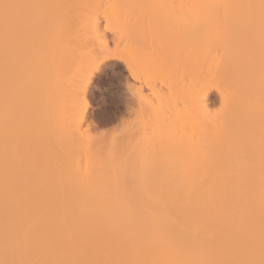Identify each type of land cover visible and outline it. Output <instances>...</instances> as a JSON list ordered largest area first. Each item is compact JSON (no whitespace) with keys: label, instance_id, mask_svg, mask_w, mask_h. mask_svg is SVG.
Listing matches in <instances>:
<instances>
[{"label":"bare ground","instance_id":"1","mask_svg":"<svg viewBox=\"0 0 264 264\" xmlns=\"http://www.w3.org/2000/svg\"><path fill=\"white\" fill-rule=\"evenodd\" d=\"M172 14L196 33L188 102L192 131L177 133L180 143L190 138L178 154L183 160L189 145L193 166L164 192L145 189V172L157 171L149 161L166 153L165 141L178 128L184 130L176 127L172 109L175 115L183 110L169 105L176 68L164 51L165 34L178 25L163 29L172 26ZM150 25L159 31L153 35ZM109 33L124 55L111 53L132 78L140 76L132 69L134 60L147 53L150 64L159 61L161 73L172 78L158 77L170 91L151 88L156 104L151 101L150 115L157 127L145 133L143 124V132L135 131L144 144L129 130L137 142L127 138L128 148L125 138L124 150L117 148L125 147L120 140L99 142L108 147L102 153L103 146L82 127L85 91L107 63L98 50L110 45ZM212 89L221 105L213 112ZM121 157L128 159L126 167ZM102 164L134 169L132 190L122 188L116 176L110 189L98 188L92 170ZM70 171L86 174L80 179L84 188L71 187L76 178L66 183ZM0 264H264V0H0Z\"/></svg>","mask_w":264,"mask_h":264},{"label":"rangeland","instance_id":"2","mask_svg":"<svg viewBox=\"0 0 264 264\" xmlns=\"http://www.w3.org/2000/svg\"><path fill=\"white\" fill-rule=\"evenodd\" d=\"M134 1V0H133ZM139 1V0H138ZM150 1V0H149ZM141 2H142V0H141ZM153 1H151V3H152ZM135 3V2H134ZM133 3V4H134ZM146 3V2H145ZM147 3H150V2H148L147 1ZM145 4V5H148V4ZM155 3H156V1H154V5H155ZM158 3V2H157ZM141 5H142V3H140ZM144 4V3H143ZM141 5H139V7H141ZM158 5V4H157ZM137 6V5H136ZM143 6V5H142ZM153 6V5H152ZM160 6V4L158 5V7ZM144 7V6H143ZM143 7H141V8H143ZM149 7V6H148ZM153 7H155V6H153ZM157 7V8H158ZM147 8V7H146ZM149 9V8H148ZM145 10V9H144ZM147 11V10H146ZM156 11V10H155ZM158 11V10H157ZM160 11V10H159ZM158 11V12H159ZM141 12V11H140ZM143 13H144V11H142ZM150 12V11H149ZM152 12H154L153 10H152ZM145 13H147V12H145ZM155 13H157V12H155ZM155 13H153V14H155ZM171 13H173V14H175L176 16H177V13H174L173 11H171ZM173 14L171 15V17H173ZM174 15V16H175ZM170 16H169V18H168V20H171L172 18H171ZM179 17V16H178ZM158 18H160V16H158ZM171 18V19H170ZM176 19L177 20V18L176 17H173V19ZM181 18V17H180ZM157 19V18H156ZM166 19V18H165ZM174 19V22H172V20L171 21H169V23L171 22L172 23V26H170V27H166V26H163V27H166V28H164L163 30L164 31H168V29H171L170 31H172L173 29L171 28V27H173V23H175V24H177L178 26H174L173 28H175L176 27V32H173L172 34H165V37L166 36H168V38H167V40H169V41H167V40H163V41H161V43H165L166 41L167 42H169V43H166V45L168 44V46H167V48H166V50H164L165 52H166V54H168L167 56H170V57H172V60H174V65H175V67H174V69L176 68V72L173 74V90H174V94H171V92L173 91L171 88V92H170V99H172V101H171V103L169 104V105H171L172 104V102H174L176 105H178V108L180 109V111H182L183 110V114L182 113H180L179 111L177 112L178 114L177 115H175V113H176V109H174L176 106H174V108L172 109V108H170L169 106V108L170 109H172L173 110V112H175L174 113V116H175V120H176V122L179 120V124L177 123H175L176 124V127H178V126H180L181 124L184 126V130H183V128H176L177 129V132H176V130L174 129V131L176 132L175 133V135H171L172 137H170L169 138V136L167 135V136H165V139L167 140V137L169 138V139H172L171 140V142L170 143H168V141H165V143L166 144H170L169 145V147H167L166 146V144H165V147L164 148H166V153L164 152V155L162 154V152H161V155L162 156H164L163 158H162V156H160V158H162V159H158V160H161L162 161V163H161V161H159L158 162V160L157 161H155L154 159H156L157 157H154V159H153V161L151 160V161H149V169H150V167H153V168H151V169H157V171H155V170H147L148 172H145V173H147L148 174V179L146 180V183H147V186H146V190L147 189H155V190H158V191H164V192H166V191H168L169 189H174L175 187H176V183H178V181H179V179H180V177L181 176H183L184 174H186L187 172H191L192 171V166H193V163H192V161H191V157H192V153H191V149H190V147H189V145H187V149H188V151H189V153L188 154H186L185 156H184V159H186V160H182L181 158H179L180 156L182 157V155H180L179 156V154H178V152L179 153H182L181 151H182V149L180 150L179 148L181 147V145L183 144V142H182V140H181V143H180V141H178V134L180 135H182L183 134V132L182 131H185V133L186 132H190L191 133V128H192V125H190V122L192 121V112H191V115H190V111L188 110V108H189V105H188V102L190 101V103H192L191 102V96H189V94H191L192 92H194V91H192V87H193V89H194V86H193V84H194V82H193V79H194V69H195V63H194V59H193V56H194V53H195V51H193V49H192V47H194V44H193V39H194V35H196V33L192 30V28H190L189 26L187 27V28H185L186 27V25H183L184 26V28H181V27H183L180 23L185 19V18H181L182 20H180V19H178L177 21H179L180 20V22L179 23H177V22H175L176 20ZM144 20V19H143ZM150 20H152V18L150 19ZM154 20V19H153ZM168 20H166V21H168ZM189 20V19H188ZM145 21V20H144ZM161 21H163V20H161ZM161 21H158V22H161ZM155 22V21H154ZM158 22H156V23H158ZM184 22V21H183ZM183 22H182V24H183ZM186 22H188L187 20H186ZM143 23V22H142ZM146 23V22H145ZM168 23V24H169ZM149 24H150V22H149ZM148 24V25H149ZM153 24V23H152ZM160 24H162V23H160ZM163 24H164V22H163ZM166 24H167V22H166ZM154 25H156L155 23H154ZM171 25V24H170ZM180 25V26H179ZM154 27V26H153ZM159 27V26H158ZM162 27V28H163ZM148 28H150L151 29V25H150V27L148 26ZM161 28V27H160ZM149 29V30H150ZM154 30H155V32H153V35H154V33H156V30H158V29H156L155 27L153 28ZM153 29H151L152 31H153ZM180 31H179V30ZM142 30V29H141ZM148 30V29H147ZM150 30V31H151ZM140 31V30H139ZM159 31V30H158ZM157 31V32H158ZM163 31V33L161 32V30H160V32H161V36H163L164 37V32ZM175 31V30H174ZM137 32H138V30H137ZM136 32V33H137ZM141 32V31H140ZM142 32H144V31H142ZM146 32V31H145ZM160 32H158L159 34H160ZM139 33V32H138ZM137 33V34H138ZM150 33V32H149ZM169 33V32H168ZM147 34V36H148V32L146 33ZM111 35V36H110ZM139 35V34H138ZM150 35H152V33L150 34ZM156 35V34H155ZM134 36H137V35H135V33H133V37H132V39L134 38ZM110 37V38H109ZM114 37V35H112V33H109L108 34V40H109V42H108V45L109 46H107L106 48H107V50H105V49H102V50H104V53H105V55H104V53H103V51L102 50H98V51H100V52H102V54H100V53H98V55L100 56V58H101V60H102V63H104L103 61H105V62H107V63H104L105 64V66L104 67H100V70L99 71H96L95 73H94V76L92 77V82H90V85L88 86V88H87V90L85 91V98H86V105H87V107H86V109H85V112H84V121H83V130H86V131H84V133H85V135L87 134V136H88V139L90 138H93L94 139V141H95V139H97V141H95V143H93L94 141L92 140L91 141V143H92V145H97V146H103L102 144H107L108 142H110V143H112V140L113 141H118L119 142V140H120V144H122L124 141H125V138H126V140H127V138H128V140L130 139V137L133 139L134 138V140L136 141V139H138L139 137H138V134H139V131L142 129L143 131L145 130L144 128H143V124L146 126H144L145 128H146V130H145V133L146 132H148V130H149V126H151V128L152 127H157L156 126V124H155V126L153 125L154 124V122H153V124H152V121H154V120H152L153 118V116L152 115H150L151 114V107H152V104H151V101L153 102V101H155V92L156 91H154L153 89H157L158 90V87L159 86H163L162 88H161V90H168V86H171V85H168L167 83L169 82V80L172 78V76H171V74H170V76L168 75V77H166L167 76V74H165V72L164 73H161L162 72V69H164L163 67H162V65H161V69H160V67H157L156 65L157 64H159V61L156 63V62H153V63H156V65L155 64H153V66L150 64V62L152 63V60H151V57H147V56H149L148 55V53H147V56H144V59H146V57H147V59H149V61L146 59V60H144L143 59V55H142V57H140L139 56V58H137V57H135V55H134V59L135 58H137V59H133L135 62H134V64H133V66H132V69L136 72V75H140V76H138L139 77V79H141V82H139L140 80H138V77H136L135 78V76H134V78H132L133 77V75H130L131 74V72H129V69L128 70H126V68H125V66L126 65H124L123 63H122V61L120 60V58L124 55V54H122L123 53V51H121V50H119L120 49V47H118L117 45H119V46H121V44H116V42H117V39L116 40H114L115 38H112ZM138 37V36H137ZM153 37V36H152ZM147 38V41H148V37H146ZM154 38H156L155 36L153 37V39ZM165 38V39H166ZM135 39V38H134ZM133 39V40H134ZM157 39V38H156ZM160 39H162V38H160ZM160 39H159V41H158V43L161 45V47L163 48L164 46H166V45H163L162 46V44L160 43ZM112 40L113 41H116V42H112ZM158 40V39H157ZM121 41V40H120ZM154 41H155V39H154ZM165 41V42H164ZM112 42V43H111ZM123 41H121V42H118V43H122ZM132 42H134V41H132ZM157 42V41H156ZM142 43V42H141ZM141 43H140V45H141ZM116 44V45H115ZM116 46V48H115V51L113 50L114 49V47ZM135 45V44H134ZM133 45V46H134ZM155 45V44H154ZM157 45V44H156ZM193 45V46H192ZM124 46V45H123ZM148 46V45H147ZM122 47V46H121ZM142 48H143V46H141ZM157 47H158V45H157ZM157 47H156V51L158 52V49H157ZM160 47V46H159ZM119 48V49H118ZM123 48V47H122ZM134 47H132V49H133ZM137 48V47H136ZM141 48V49H142ZM101 49V48H100ZM109 49V50H108ZM116 49H117V51H118V53L116 52ZM138 49V48H137ZM137 49H136V51L135 52H137V55H138V51H137ZM141 49H138V50H140L141 51ZM145 50V49H144ZM160 50V49H159ZM108 51H110V52H108ZM107 52V53H106ZM114 53V55L116 54H119L120 55V58H119V60L118 59H116L117 57H119V55H117V57L115 58L114 57V55L112 54V53ZM135 52L133 53V54H135ZM97 53V52H96ZM142 53V52H141ZM160 53V52H159ZM111 54V55H110ZM122 54V55H121ZM163 54H164V52H163ZM162 54V56H164ZM102 55V56H101ZM113 55V56H112ZM115 55V56H116ZM140 55V54H139ZM146 55V54H145ZM156 55V54H155ZM160 54H158V56H159ZM99 56H97V57H99ZM105 56H107V58L105 57ZM111 56V57H110ZM170 57H169V59H170ZM105 60H104V59ZM153 58H155V60H156V56L155 57H153ZM158 58V57H157ZM164 58H166V57H164ZM140 59H143V60H140ZM161 59V58H160ZM168 59V58H167ZM100 60V59H99ZM138 60H140V61H138ZM171 60V59H170ZM170 60H169V62H170ZM121 61V62H120ZM153 61H154V59H153ZM161 61V60H160ZM165 61V60H164ZM133 62V61H132ZM138 62V63H137ZM142 62V63H141ZM70 64H72V63H70ZM138 64V65H137ZM161 64V63H160ZM159 64V65H160ZM167 64V63H166ZM166 64H165V66H166ZM73 65V64H72ZM135 65V66H134ZM140 65V66H139ZM70 66V65H69ZM141 69H140V68ZM156 67V68H155ZM102 68V69H101ZM150 68V69H149ZM154 68V69H153ZM160 69V71H159V69ZM69 69H71V67L69 68ZM142 69H145V72H144V70H142ZM153 69V70H152ZM140 71H142V72H144V73H142V72H140ZM157 71V72H156ZM167 71V70H166ZM169 71V70H168ZM172 71V70H171ZM161 74H160V73ZM156 73V75L154 76V74ZM157 73L159 74V76L157 75ZM170 73H172V72H170ZM143 74H145V75H143ZM196 74V73H195ZM161 75H164V77H163V79L165 78V80L164 81H168L166 84L168 85H166V84H164V81H162V83H160L161 81L160 80H162V77H161ZM132 76V77H131ZM143 78H142V77ZM157 76V77H156ZM141 77V78H140ZM161 78L160 80H159V78ZM196 77V76H195ZM168 78H170L169 80H168ZM142 81H144V83H142ZM148 83V85L146 84V83ZM158 82V83H157ZM144 84L145 85V87H144V85H142V89H141V84ZM169 84H171V82L169 83ZM149 86V87H148ZM154 86V87H153ZM153 87V89H151ZM166 87H167V89H166ZM136 88H137V90H138V92H137V90H136ZM139 88L141 89V91L139 90ZM165 88V89H164ZM170 89L168 90V91H170ZM159 90H160V87H159ZM159 90H158V92H159ZM135 91V92H134ZM154 91V92H153ZM140 92V93H139ZM165 92V91H164ZM167 92V91H166ZM157 94V93H156ZM167 94V93H166ZM164 95V96H168V95ZM159 95V94H158ZM158 95H156L157 97H158ZM171 95H173V96H171ZM159 97H160V95H159ZM158 97V98H159ZM163 97V96H162ZM173 97V98H172ZM138 100H141L140 98H142V100L145 102V103H149V104H151V106L150 105H148V104H145L144 105V103H142L141 101H138ZM169 98H167L168 100H169ZM160 100H161V98H159ZM163 99H165V98H163ZM162 99V100H163ZM132 100V101H131ZM150 102H149V101ZM167 100V101H168ZM174 100V101H173ZM132 102V103H131ZM140 102H141V104L142 105H144V106H140ZM156 102V101H155ZM155 102H153V103H155ZM163 102V101H162ZM166 102V101H165ZM208 105H210L209 107H210V109L212 110V112L213 111H218V109L221 107V105H220V96H219V94H218V92L216 91V90H214V89H212V90H210V92H209V96H208ZM128 103H129V108H128ZM139 103V104H138ZM159 103L161 104V102L159 101ZM164 103V102H163ZM162 103V104H163ZM169 103V102H168ZM173 103V104H174ZM127 104V105H126ZM132 104V105H131ZM156 104V103H155ZM154 104V105H155ZM166 104V103H165ZM165 104H163V106H165ZM134 105V106H133ZM148 105V106H147ZM159 105V104H158ZM167 105V104H166ZM140 106V107H139ZM145 106H147L146 108H145ZM150 106V107H149ZM162 106V105H161ZM162 106V107H163ZM126 107L128 108V109H126ZM142 107V109L143 110H138V108H141ZM154 107V106H153ZM162 107H159L160 108V110H158V115H159V117H158V115L156 116V117H154V118H159L160 119V114L159 113H161V110L164 108H162ZM167 107V106H166ZM172 107V106H171ZM148 108H150V110L148 109ZM162 108V109H161ZM182 109V110H181ZM190 109V108H189ZM128 111V113H127V111ZM132 110V111H131ZM155 110V109H154ZM157 110V109H156ZM176 110V111H175ZM192 110V109H191ZM140 111H142V112H140ZM160 111V112H159ZM165 111V110H164ZM171 111V110H170ZM166 112V111H165ZM168 112V111H167ZM166 112V113H167ZM172 112V111H171ZM170 112V113H171ZM131 113V114H130ZM162 113H163V111H162ZM166 113H164L163 115H167ZM129 114V115H128ZM153 114V113H152ZM155 114V113H154ZM153 114V115H154ZM173 114V113H172ZM156 115V114H155ZM162 115V114H161ZM118 117V118H117ZM163 117V116H162ZM190 117H191V119H190ZM86 118V119H85ZM157 118V119H158ZM165 118H166V116H165ZM167 120H168V118H166ZM172 119V118H171ZM181 119H184V121H185V123L187 122V124H188V126H186L185 127V123L183 122V123H180V121H181ZM162 120V119H161ZM164 120V119H163ZM141 121V122H140ZM159 121V120H158ZM145 122V123H144ZM193 122V121H192ZM139 123H140V125H139ZM148 123H149V125H148ZM153 125H151V124ZM160 123V122H159ZM161 125V124H160ZM160 125H159V127H160ZM173 126V125H172ZM189 126H191L190 128H189ZM175 127V126H174ZM180 127H182V126H180ZM161 128V127H160ZM138 129H140V130H137ZM156 129V128H155ZM154 129V130H155ZM162 129V128H161ZM132 131L134 134H136L137 135V137H136V135L135 136H133L134 134L133 133H131L130 131ZM134 130V131H133ZM167 130H168V128H167ZM138 132V134L136 133V132ZM143 131H140V132H143ZM150 131V133H151V129L149 130ZM153 131V130H152ZM156 131V130H155ZM130 133V134H129ZM153 133H154V131H153ZM152 133V134H153ZM162 133V132H161ZM166 133V132H165ZM167 133H169V132H167ZM170 133H172V134H174L172 131L170 132ZM169 133V134H170ZM178 133V134H177ZM190 133H188L186 136H189V134ZM131 134H133V135H131ZM142 134V133H141ZM140 134V135H141ZM149 134V133H148ZM157 134V133H156ZM146 135V134H145ZM151 135V134H150ZM159 135V134H158ZM184 135V134H183ZM86 136V137H87ZM127 136V137H126ZM133 136V137H132ZM148 136V135H147ZM153 136H155V134L153 135ZM136 137V138H135ZM145 137V136H144ZM156 137V136H155ZM164 137V136H163ZM182 137V139H185V138H183V136H181ZM191 137V136H190ZM140 138H141V136H140ZM140 138H139V140H140ZM142 138H143V136H142ZM148 138V137H147ZM146 138V139H147ZM187 138V137H186ZM89 139V140H90ZM144 139V138H143ZM150 139H151V136H150ZM149 139V140H150ZM158 139V138H157ZM160 139H161V137H160ZM165 139H163V140H165ZM168 139V140H169ZM123 140V141H122ZM127 140V141H128ZM133 140V144H132V148H134V147H136V148H134L135 150L137 149V147L139 148V146H136L138 143H136L135 141ZM139 140H138V142H139ZM154 140H155V138H154ZM162 140V141H163ZM190 140V138H188V141ZM130 141H132V140H130ZM140 141H142L143 142V140L141 139ZM148 141V140H147ZM177 141H178V144H177ZM184 141V140H183ZM187 141V140H186ZM187 141V142H188ZM99 142H101L102 144H97V143H99ZM136 143V145H135V143ZM141 142V143H142ZM144 142H145V139H144ZM144 142H143V144H144ZM152 142V141H151ZM157 142H159V141H157ZM156 142V143H157ZM187 142H185L182 146L184 147L185 146V144H188ZM117 142H115V144H116ZM125 143V142H124ZM124 143H123V146H125V147H117V148H121L120 150H124V149H126V146L127 145H124ZM132 143V142H131ZM130 143V144H131ZM154 143V142H153ZM163 143H164V141H163ZM119 143L117 144V145H119V146H121ZM127 144H128V148H129V141L127 142ZM139 144H140V142H139ZM143 144H140V147L143 145ZM177 144V145H176ZM180 144V145H179ZM95 145L93 146L94 147V150H95ZM156 145V144H155ZM114 146V145H113ZM112 146V147H113ZM116 146V145H115ZM134 146V147H133ZM164 146V145H163ZM180 146V147H179ZM160 147H162V146H160ZM103 148H104V146H103ZM107 146H106V149L105 150H103L102 149V147H101V150L100 149H98V151L100 152V151H102V153L104 152V151H106L107 150ZM116 148V147H115ZM117 148H116V150H117ZM164 148H162L163 150H165ZM130 149H131V147H130ZM141 149H143V148H141ZM116 150H114V151H116ZM140 150V148L138 149V151ZM159 150H161V149H159V144H158V151ZM180 150V151H179ZM97 151V152H98ZM112 151V150H111ZM128 151V150H127ZM131 151H132V149H131ZM138 151H134L133 150V152L135 153V152H137L136 154H139L138 153ZM107 152V151H106ZM156 152V151H155ZM101 153V154H102ZM112 153H113V151H112ZM119 153V152H118ZM117 152L115 153V155H117L118 154ZM121 153V152H120ZM122 153H124V152H122ZM158 153V152H157ZM99 155L98 156H100V153H98ZM125 154H126V152H125ZM135 154V155H136ZM122 155V154H121ZM153 155V154H152ZM154 155H155V153H154ZM158 155V154H157ZM160 155V154H159ZM158 155V156H159ZM139 156V155H138ZM102 157V155L99 157V158H101ZM137 157V156H136ZM151 157V156H150ZM116 158H117V156H116ZM119 158V157H118ZM123 157H121L120 159H122ZM153 158V157H152ZM181 159V160H180ZM100 160V159H99ZM122 160H124V162H122L123 163V165L128 161V159L127 160H125L124 158L122 159ZM121 160V161H122ZM133 160V159H132ZM154 161H155V163H156V165H155V163H154ZM116 162H118V161H115V163ZM120 162V161H119ZM100 163H102V162H100ZM135 163H136V161H135ZM134 163V164H135ZM106 164V163H105ZM161 164V165H160ZM116 165H119V164H117L116 163ZM122 165V164H121ZM135 165H137V163L135 164ZM146 165V164H145ZM158 165V166H157ZM160 165V166H159ZM154 166L156 167V168H154ZM122 167V166H121ZM125 167H126V164H125ZM124 166L122 167L123 168V170H122V168H120V170H119V168L118 169H115V170H111L110 168H108V166L107 165H104V164H102V166H98V167H96V168H94L93 170H92V174L94 175V176H96L98 179H95L94 181H96L97 182V187L98 188H106V189H110V187L112 186L111 185V181L109 182V180H112L111 178L112 177H114V176H116L117 177V179L120 181L119 183H122V188H124V189H126V190H132V184L131 183H133V178H132V176H133V170L132 169H129V170H125L126 168H125ZM130 167L131 168H133L132 167V163H131V165H130ZM163 170H162V169ZM127 169H128V167H127ZM160 170V171H159ZM187 171V172H186ZM150 172V173H149ZM62 174V173H61ZM86 176V174L85 175H83V176H81V175H79V174H76V173H73L72 171H70V172H68V173H66V177H65V181H66V183H72V182H70L69 180H68V178H70L71 180H72V178H76V179H78V180H75L76 181V183H74L75 185H73V183H72V185H71V187H79V188H84V184H85V182H82L80 179L81 178H83L84 179V177ZM160 177V178H159ZM155 178H159V180L157 181V182H155ZM60 179V177H58V180ZM116 180V179H115ZM117 180V181H118ZM116 182V181H115ZM110 183V184H109ZM107 184H109V185H107ZM111 185V186H110ZM109 187V188H108ZM117 188V187H116ZM121 188V187H120ZM112 189V188H111ZM155 190H153V191H155Z\"/></svg>","mask_w":264,"mask_h":264}]
</instances>
